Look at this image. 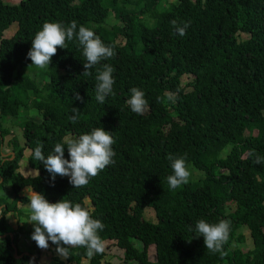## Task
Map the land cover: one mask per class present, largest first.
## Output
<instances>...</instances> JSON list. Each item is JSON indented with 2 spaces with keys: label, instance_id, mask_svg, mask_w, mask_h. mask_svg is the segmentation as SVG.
<instances>
[{
  "label": "trees",
  "instance_id": "1",
  "mask_svg": "<svg viewBox=\"0 0 264 264\" xmlns=\"http://www.w3.org/2000/svg\"><path fill=\"white\" fill-rule=\"evenodd\" d=\"M75 1L11 5L0 0V189L9 183L15 193L11 206L0 203V223H6L17 203H30L20 195L30 187L49 202L66 199L88 207L104 224L99 232L104 242L115 240L124 250L123 264H264V163H255L256 156L264 157V0H177L167 5V0ZM111 13L118 24L109 25ZM73 20L77 31L89 27L114 46L116 55L85 77L86 58L74 37L66 40V48H57L46 69L31 65L27 53L43 23L68 25ZM173 20L189 24L184 36ZM14 22L15 34L3 38ZM240 34L247 38L239 39ZM104 63L114 67L115 83L114 95L101 104L95 98V76ZM185 76L192 81L183 85ZM132 87L145 93L143 115L126 103ZM77 93L82 99H75ZM169 94H175V102L167 99ZM72 107L79 109L75 124L69 119ZM26 114L40 120L21 123L23 142L12 140L15 158L4 160L5 122ZM95 127L111 132L115 162L86 186L73 188L67 176L53 181L32 155L37 145L46 156L56 143ZM27 149L28 165L38 171L33 177L18 172ZM169 154L184 156L191 173L176 190L167 182ZM64 155L70 159L66 145ZM146 207L154 210L157 223L144 220ZM200 219L230 221L222 253H210L203 236H197ZM26 229L31 235L25 221L13 237H3L8 231H2L0 264H27L32 258L40 264L39 251L31 256L16 248ZM246 232L252 245L244 250ZM151 246L155 261L149 259ZM69 253L66 260L54 257L49 264H82L83 259L109 264L105 252L88 256L86 248L76 247Z\"/></svg>",
  "mask_w": 264,
  "mask_h": 264
},
{
  "label": "clouds",
  "instance_id": "2",
  "mask_svg": "<svg viewBox=\"0 0 264 264\" xmlns=\"http://www.w3.org/2000/svg\"><path fill=\"white\" fill-rule=\"evenodd\" d=\"M172 25L180 36L186 34L189 26L187 22L180 26L176 20L172 21ZM77 27L75 20L68 25L45 21L32 39L31 49L27 53L32 61L31 65L37 69H46L51 64L57 48H66V40L72 41L74 37L82 46L83 56L86 58L82 73L85 77L91 76V69L102 60L111 59L116 55L114 46L106 45L92 29L81 25L77 31ZM114 71V67L108 63L97 69L95 98L101 104L105 102L106 96L114 95ZM129 91L131 95L126 101L127 105L133 113L143 115L148 108L144 91L136 87H132ZM75 99L82 98L77 93ZM167 99L175 102L176 96L169 94ZM72 113L69 119L75 124L79 118V109L72 107ZM114 143L110 131H106L103 127H95L78 138H67L63 143H56L46 156L43 146L37 145L32 155L35 160L44 164L53 181L57 175L67 176L73 188H81L115 162L113 160L115 152L112 147ZM65 145L70 159L65 158ZM167 159L172 168V174L167 177V182L170 190H176L188 183L191 173L184 156L169 154ZM255 163H264V157L256 156ZM29 200L30 216L27 222L33 223L34 231L31 239L40 249H48L51 241L56 245L55 251L61 259L69 257L70 248H86L88 256L105 251V242L99 235L104 229V224L100 219L93 218L88 207L66 199L52 203L42 193L35 191L29 195ZM195 232L198 233L197 236H203L206 249L210 253H222L223 246L229 238L230 221L221 219L218 223H209L200 219L195 225ZM34 259H30L27 264H34Z\"/></svg>",
  "mask_w": 264,
  "mask_h": 264
},
{
  "label": "rangeland",
  "instance_id": "3",
  "mask_svg": "<svg viewBox=\"0 0 264 264\" xmlns=\"http://www.w3.org/2000/svg\"><path fill=\"white\" fill-rule=\"evenodd\" d=\"M4 1L8 4L16 5L20 3L22 0H4ZM176 1L177 0H167L166 5L170 2H176ZM80 2L81 0L75 1V3L77 4ZM118 22L119 21L116 20V18L114 17V14L111 13L109 25H113L114 23L118 24ZM17 28H18V25L16 22H14L10 27H8L4 31L3 38L5 39L11 38L17 31ZM246 38H247L246 34H240L239 36V39H246ZM119 40H122V38H119ZM191 81H192L191 76H185L182 79L183 85H186L187 83ZM187 89H190V87H188ZM32 117H36V118L38 117V119L40 120V116H37V115L33 116V115H28V114L22 117H10L7 119V121L5 122L7 126H4V129H6L5 131L9 130V134L4 135L5 137L2 138L3 143L1 145V149H2L1 154L2 156H4V158H7L9 157V155L13 154V152L10 151V148L12 147V144L10 142L12 140L16 139L18 140L20 144L23 142L21 123ZM227 151L228 149L224 150L223 154L225 155ZM29 154H30V150L27 149L24 153V158L20 162V168L18 170L19 174L23 175L24 177H29V176L33 177L38 174L37 170L31 168L28 165L27 157L29 156ZM217 172L218 174L222 173L220 169H218ZM195 175H199V173L195 172ZM31 193H32V189L30 187H27L20 193V195L29 198V195ZM14 198H15V193H13V190L9 183L5 186V188L0 189V200L5 201L7 204L11 206ZM86 203L89 205L90 200L89 199L86 200ZM17 204H18L17 209L10 211L8 213L6 223H0V235H2L3 233L2 231L4 229L8 231L6 234L4 233L5 235L3 237H6L8 233L11 235V237H13L15 232L18 234L16 230H18V228L21 227V225L24 224L25 221L26 222L28 221L27 217H28V214L30 213V208H29L30 203L19 202ZM143 218L145 221H148V222H153V223L158 222L156 214L151 207L145 208L143 212ZM28 224H29L30 230L34 231L33 223L28 222ZM26 232H27V229L22 232L23 234L21 233L22 235L21 237L19 236L17 238L16 248H19L22 251L28 252L26 255H31V256L37 255V251H39L40 257H41L39 260L40 264H49V262L54 257H58L59 259H61L55 251L56 247H54L50 242H49L48 249H44V250L42 249L39 250V247L38 246L35 247L33 243L29 245ZM246 237H247V242H245L244 244L240 246L244 250L251 248V245H252L248 232H246ZM134 246L140 250L143 249V244L139 240H134ZM154 249H155L154 246H151L149 248V259L151 261H155L156 255H155ZM104 252L106 254L105 258L103 259L104 261L108 262L109 264H123L124 250L117 246L115 240L105 241V251ZM61 260H66V259H61ZM87 263H88V259H83L82 264H87Z\"/></svg>",
  "mask_w": 264,
  "mask_h": 264
},
{
  "label": "crops",
  "instance_id": "4",
  "mask_svg": "<svg viewBox=\"0 0 264 264\" xmlns=\"http://www.w3.org/2000/svg\"><path fill=\"white\" fill-rule=\"evenodd\" d=\"M3 200H0V203L2 202ZM3 208H4V205H0V213H1V211L3 210ZM33 232V231H32ZM26 236H27V240L29 241V245H31V243H33V245L36 247V242L34 241V240H32L31 239V235H27L26 234ZM39 250H40V248H39Z\"/></svg>",
  "mask_w": 264,
  "mask_h": 264
},
{
  "label": "water",
  "instance_id": "5",
  "mask_svg": "<svg viewBox=\"0 0 264 264\" xmlns=\"http://www.w3.org/2000/svg\"><path fill=\"white\" fill-rule=\"evenodd\" d=\"M12 156H11V158H9V160H12V159H14L15 158V154L13 153V154H11ZM4 160H6V158L4 159ZM2 182V179H1V181H0V183ZM18 255V253H17V249H16V256Z\"/></svg>",
  "mask_w": 264,
  "mask_h": 264
}]
</instances>
